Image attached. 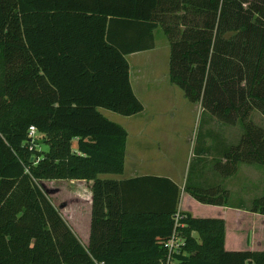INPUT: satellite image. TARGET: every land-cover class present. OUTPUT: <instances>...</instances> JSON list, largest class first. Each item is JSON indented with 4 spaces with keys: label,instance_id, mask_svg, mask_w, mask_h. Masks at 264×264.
I'll return each instance as SVG.
<instances>
[{
    "label": "trees",
    "instance_id": "trees-1",
    "mask_svg": "<svg viewBox=\"0 0 264 264\" xmlns=\"http://www.w3.org/2000/svg\"><path fill=\"white\" fill-rule=\"evenodd\" d=\"M156 27L168 42L169 82L242 127L224 168L215 163L220 175L238 163L264 170V128L248 120L252 110L264 115V0H0V264H168L173 234L174 264H264V250L223 248L222 218L178 211L169 178L98 177L122 173L126 132L97 108L142 110L125 55L151 49ZM29 126L38 137L29 139ZM200 158L183 191L243 208L223 185L192 178ZM56 179L91 182L85 244L41 187ZM247 210L264 215V189Z\"/></svg>",
    "mask_w": 264,
    "mask_h": 264
},
{
    "label": "rangeland",
    "instance_id": "rangeland-1",
    "mask_svg": "<svg viewBox=\"0 0 264 264\" xmlns=\"http://www.w3.org/2000/svg\"><path fill=\"white\" fill-rule=\"evenodd\" d=\"M154 45L151 49L126 56L129 73L135 93L142 104V110L133 115H120L104 108H97L99 113L110 121L120 125L126 132L124 167L128 169L133 152L141 159L138 167L141 172L169 173V169H176L181 173L191 169L192 163L198 155L205 157L202 166L196 165L190 174L195 177L200 174L208 181L222 186L220 165L229 145L236 144L242 132L241 125L236 122L229 125L220 122L207 111H203L199 103L189 102L182 91L170 83L167 76L168 42L161 29L153 30ZM146 75L140 91L137 89L138 76ZM139 84L141 85L140 81ZM248 120L264 128V115L252 110ZM141 132V133H139ZM39 134L36 133L35 137ZM39 151H46L47 145L39 143ZM201 153V154H200ZM206 154L210 159L206 158ZM202 158V157H201ZM200 158V159H201ZM201 160L198 161V164ZM240 164L227 179L229 190L228 203L240 205L243 208L241 216L229 213L225 215L227 222V236L242 248L260 249L264 247V222H260L256 213L247 208L250 201L263 191L262 167L253 164ZM237 164V165H238ZM175 166V167H173ZM190 166V167H189ZM203 172V175H202ZM189 174V175H190ZM75 179L42 180L44 189L51 203L56 207L61 217L70 225L82 243H86L88 233L89 193L82 183ZM218 186V185H217ZM182 205V204H181ZM184 208V206H181ZM195 217L197 212L204 215L203 208L185 206ZM231 207V206H229ZM252 216V217H251ZM240 218V224L238 222ZM241 228V235L231 230L234 226ZM179 237L173 239L172 252L177 249ZM254 249V250H255ZM251 250V249H250ZM171 254H167L168 264H174Z\"/></svg>",
    "mask_w": 264,
    "mask_h": 264
},
{
    "label": "crops",
    "instance_id": "crops-1",
    "mask_svg": "<svg viewBox=\"0 0 264 264\" xmlns=\"http://www.w3.org/2000/svg\"><path fill=\"white\" fill-rule=\"evenodd\" d=\"M139 52H141V51H139ZM133 53H138V52H133ZM129 54H131V53H129ZM127 55L128 54L125 55V59H126ZM128 78H129V84L131 86V89H132L133 93L135 94V96L137 97L135 90H134V87H133V82H135V80L131 79L130 73H129V64H128ZM144 79H146V75H144L143 77L138 76V81H137V83H138L137 89H139L138 91H140V89L142 88V83H143ZM139 81H140L141 85L139 84ZM139 133H141V132H139ZM201 157H202V159H201V163L198 164L199 166H202L203 165L202 163L205 161V157H204V159H203V156H201ZM206 158L210 159L207 154H206ZM140 159L141 158L137 154L135 155V153L133 152V155L131 156V161L128 164V169H126V164H125V167L123 164V171L121 174H99L98 177L104 178V179H115V180L130 178V177L139 176V175H146V174L167 177L172 182H174L179 189L178 203H177V210L178 211H185V212L189 213V211L186 209L185 206L191 205L193 208H203L204 210H202V212L207 213V215H204L200 212H197L195 214L196 216L199 215V216H205V217L222 218L224 221L223 248L225 250H245L246 249V248H242L241 244L234 242V240H231L230 237L227 236V227H226L227 222L225 219V215H227L229 213L235 214V212H237L238 214H235V216L242 218V216H241L242 210L240 208L199 203L183 191V183L185 180V173L180 174V171L176 170L174 168L169 169V171H168L169 173L141 172L139 167H138ZM218 162L220 163L221 167L224 168V163H225L224 157H222L220 160H218ZM239 165L240 164H238L236 166V168ZM173 167H175V166H173ZM251 167H253L254 170H257V168H255L256 166L254 167V165H253ZM262 170H263V168H262ZM218 176H220V178H221V184L223 185V187L228 189V186L226 183H227V179L229 178V176H224V175H222V176L218 175ZM263 178H264V170H263ZM78 182L82 183L85 188L87 186L86 189L88 190L89 197H90V184H91V182L90 181L86 182L83 180H79V181H77V183ZM263 182H264V179H263ZM263 185H264V183H263ZM263 189H264V187H263ZM181 204L184 206V208L181 207L182 206ZM89 205H90V201H89ZM89 208H90V206H89ZM251 213H253V212H251ZM189 214L193 215L191 213H189ZM256 214H258V213H256ZM258 215H259L258 217H263V218H259V221L263 223L264 222V215H260V214H258ZM240 218L237 219L239 224H240ZM88 222H89V216H88ZM239 224L237 227L234 226L233 230H231L233 233H236V235H239V234L241 235V228L239 227ZM87 235H88V233H87ZM240 235H239V238H240ZM248 249L254 250L255 248L248 247ZM255 250H264V247L260 248V249H255Z\"/></svg>",
    "mask_w": 264,
    "mask_h": 264
},
{
    "label": "built area",
    "instance_id": "built-area-1",
    "mask_svg": "<svg viewBox=\"0 0 264 264\" xmlns=\"http://www.w3.org/2000/svg\"><path fill=\"white\" fill-rule=\"evenodd\" d=\"M35 134H36L35 133V129L32 126H29L28 127V137H29V139L31 140V139L35 138ZM174 238H175V234H173L171 236V238L165 243V246L168 249V254L172 252V247L174 245V243H173V239ZM179 243H180V239H179V241L177 243V246H178Z\"/></svg>",
    "mask_w": 264,
    "mask_h": 264
},
{
    "label": "water",
    "instance_id": "water-1",
    "mask_svg": "<svg viewBox=\"0 0 264 264\" xmlns=\"http://www.w3.org/2000/svg\"><path fill=\"white\" fill-rule=\"evenodd\" d=\"M34 142L37 143V144H39V143H43V140H41V139H35Z\"/></svg>",
    "mask_w": 264,
    "mask_h": 264
}]
</instances>
